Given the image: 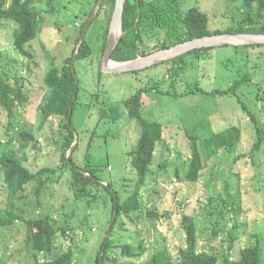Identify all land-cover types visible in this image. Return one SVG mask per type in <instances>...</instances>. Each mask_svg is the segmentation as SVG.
Listing matches in <instances>:
<instances>
[{
	"label": "rangeland",
	"instance_id": "rangeland-1",
	"mask_svg": "<svg viewBox=\"0 0 264 264\" xmlns=\"http://www.w3.org/2000/svg\"><path fill=\"white\" fill-rule=\"evenodd\" d=\"M81 1L86 4L81 9L75 1L72 6L65 9L62 1L61 5L59 4L58 15H45L41 33L31 43L33 60L19 54L14 47L13 33L18 25L0 21V77L9 79L25 76L29 82L26 89L29 103L18 110L14 118L7 119L0 106V158L5 150H20L23 144H28V149L24 151L28 157L27 166L34 172L42 168L57 169L62 166L61 153L57 145L60 120L51 118L46 123L43 122L39 114V106L46 93L43 85L44 77L51 67V59L46 51L49 52L50 57L55 58L60 68L73 54L74 27L81 26L87 16L84 11L89 10L94 2V0ZM181 8L184 13L192 8L207 13L211 17V30L226 29L246 13L241 0H182ZM80 10L81 20L75 21V12ZM104 27L103 21L95 22L88 33V38L92 37L96 50L103 43ZM109 28L110 26L108 30ZM154 45L155 42L151 47ZM234 47H215L211 58L205 60L188 56L184 73L173 80L166 78L168 65L163 64L165 61L146 69L140 75H134L132 72L106 74L101 69L103 74L101 82L98 79L99 62L101 61L100 67H102L103 58L97 56L93 62L75 63L83 86L79 105L72 119L79 142V150L75 155L76 162L79 164L85 162L91 143L90 160L94 165L103 167L98 176L106 182V185L108 182H114L113 185L121 192L123 200L132 189L130 180L136 177L128 153L136 147L141 134L138 121L125 115L127 110L122 106L123 101L131 98L149 83L156 82L162 84L161 90L175 84V92L178 95L183 94L173 98L148 92L143 97L142 116L147 121L159 122L164 126L163 140L157 146L147 184L141 192L146 210L134 214L130 219L123 217L121 220L123 227L118 225L113 236L116 244L120 245L128 243L138 246L139 243H144L147 251L138 260L139 263L144 264L153 253L165 247L168 248L175 263L180 262V251L186 248V232L182 225L184 213L200 217V229L205 231L200 232L199 239L206 252L216 253L219 248L226 247L229 234H218L216 237L213 234L214 226L203 223L211 208L222 205L220 197L227 200L224 191L225 179L230 185L235 184H232L235 188L232 186L229 193L236 196L235 204L241 207L238 222L242 226L237 231L240 236L235 243V250L238 252L255 242L250 230L253 223L261 216L260 210L264 212V192H256L261 186V179H264V156L257 160L255 168L249 157L235 162L236 157L248 153L252 145L250 117L247 111L242 110L241 104L235 97L185 94L197 88L206 92L228 89L240 75L249 73L252 81L244 84L238 94L247 109L263 124L264 73L259 68V62L252 60L258 59L259 54L253 53L252 59L249 60L246 57L248 51L240 49L236 52ZM95 95H100L99 102L96 101ZM112 107L122 113V118L100 123V111L102 109L110 111ZM235 126L243 131L242 142L236 154L230 155L222 150L208 163L205 172L207 178L204 181L200 180L197 185L185 181L186 162L191 157L190 138L206 139ZM8 131L12 135L11 141L8 140ZM22 131L35 134L39 145L34 147V142L23 140L19 136ZM166 160L169 161L168 169L162 171L160 165ZM177 169L182 177L181 180L177 178ZM215 175L217 192L213 193L207 188L206 181ZM2 176L0 168V207H4L6 203ZM53 179L60 181L49 184L41 198H37L34 186H29L23 194L24 199L21 202L16 201L15 211L22 213L28 220L50 215L58 227H66L70 230L69 238L66 239L67 244L64 245L63 240L58 241L56 244L58 249L61 248V244L64 247L72 245L75 252L73 264H96L97 252L111 224L109 223L112 217L110 196L106 194L104 199L90 206L87 200L76 201L69 187L68 173L64 176L59 171ZM210 200H214V203H210ZM155 207L160 213L167 211L173 213L170 220L172 227L168 226L165 219L156 221L148 216V212ZM229 224L228 231L235 222L230 221ZM25 230L26 225L23 223H17L4 230L7 232L6 235L3 232L0 240V259L5 254L9 260L8 264H27L26 254L20 253ZM253 230L264 233L263 223L254 226ZM111 258H115L117 263L108 264H128L131 261L122 254L120 248L111 252ZM41 259L53 258L51 255L41 254Z\"/></svg>",
	"mask_w": 264,
	"mask_h": 264
},
{
	"label": "trees",
	"instance_id": "trees-1",
	"mask_svg": "<svg viewBox=\"0 0 264 264\" xmlns=\"http://www.w3.org/2000/svg\"><path fill=\"white\" fill-rule=\"evenodd\" d=\"M63 1V8L67 9L72 6L73 1L82 6L86 4L81 0H0V21L12 22L18 25L14 30V47L22 56L33 60L34 53L31 51V43L37 39L41 33L45 15H58L59 4ZM99 0H94L89 10H85L87 15L79 28L74 27L75 43L73 54L64 61L60 68L57 66L54 57L47 56L51 59V67L47 71L43 85L46 93L42 103L39 106V114L43 122L51 118L60 120V131L58 151L61 153L62 166L57 169L42 168L36 172L28 166V157L24 152L28 149V144H23L20 150H5L0 158V168L3 176L6 203L0 207V240L4 230L13 227L17 223L26 225L25 238L21 242L20 253H25L27 264H73L75 252L72 245L64 247L67 244L70 230L66 227H58L55 220L50 216L38 217L36 219H26L20 212L14 209L16 201L21 202L24 199L23 194L29 186H34L37 198H41L45 188L56 181L53 178L60 171L64 176L69 174V187L74 193L76 201L82 202L87 200L91 206L94 203L104 199L107 194L112 201L111 208V231L109 236L105 237L96 257V264L117 263L115 258H111V252L116 249H122V254L131 261L128 264H143L138 260L146 253L144 243L138 246L125 243L124 245L116 244L113 240L114 232L118 225L123 227L122 218H132L136 213H142L146 210L142 202L144 186L147 184V177L150 174L151 167L157 146L163 140L164 126L159 122H150L143 118L142 110L144 108L143 97L148 92H155L177 98L183 94L175 92V84L168 89L161 90V83H149L148 86L141 88L131 98L123 101L122 106L127 110L126 114L130 119L138 121L141 127L140 139L136 147L128 153L129 161L135 172L136 177L130 180L132 189L128 191V196L123 200L121 192L114 187V182H103L98 173L103 169L100 165H94L91 162L92 155L89 144L88 152L85 156L84 163L76 162V152L79 150L78 136L73 128V117L83 86L77 70V62L92 61L94 58H103L108 38V27L111 24L117 0H103L99 14L90 24L81 45L79 56L75 64V73L71 68L72 60L77 52L80 39L83 36L85 25L98 5ZM182 0H126L123 19H122V36L117 45L112 60L115 62H127L135 60L140 56H148L160 50L169 49L176 45L201 39L204 37L223 35V34H257L264 35V0H241V5L245 9V15L234 25L226 29L211 30V17L198 8H192L184 13L181 8ZM81 10L75 12V21L81 20ZM103 21L104 38L102 45L96 50L92 37L88 38V33L95 22ZM106 22V23H105ZM155 45L151 47V44ZM228 46V45H227ZM215 47L202 48L190 51L181 56L165 61L163 64L168 65L167 79L180 77L187 67L186 58L188 56L197 59H209L212 56V50ZM236 52L245 49L247 59H252L253 53L259 54L258 59H252L259 62V68L264 73V44L238 45L234 47ZM94 64V63H93ZM99 62V82L102 81V67ZM154 67V66H153ZM150 67V68H153ZM148 69V68H146ZM144 70L132 72L134 75H140ZM251 74L240 75L234 80L228 89L212 91H203L197 88L195 91L185 92V94H201L213 97H235L241 108L247 111L252 124V145L248 153H242L236 157L235 162L242 158L249 157L255 168L257 160L264 156V123L262 124L258 117L249 111L242 102L239 89L244 84L252 81ZM78 80V81H77ZM28 81L25 76H15L9 79L0 77V106L7 119L15 117L16 112L24 108L29 103L27 88ZM184 94V95H185ZM76 95V99H74ZM96 101L99 102L100 95H95ZM70 120L68 122L69 113ZM122 113L118 112L115 107L110 111L102 109L100 111V123L106 120H119ZM10 124H8L9 126ZM9 129V128H8ZM11 134L8 131V140L11 141ZM23 140L32 143L34 147L39 145L37 136L26 131L19 133ZM243 131L240 127H231L228 130L214 134L209 138L191 137V157L186 162L185 178L191 185H197L200 180L207 178L206 168L208 163L215 159L219 153L224 150L232 155L236 154L242 142ZM77 137V139H76ZM74 146L73 152L70 153L71 147ZM169 161L166 160L160 165L162 171H166ZM178 180L182 177L179 170H176ZM62 177V175H61ZM217 176H212L206 181L207 188L215 193L217 192L215 183ZM225 189L227 200L220 197L222 205L211 208L206 221L203 223L214 226L213 234H229L224 248H219L216 253L206 252L200 244V217L198 215L183 214L182 225L186 232V248L180 251V262L175 263L173 256L168 248L159 249L153 253L144 264H264V233L254 231L253 227L263 223L264 212L260 210L261 216L255 221L250 230V234L255 238L254 244L241 248L236 252L235 243L239 240L238 229L242 226L238 222L241 213L240 205L236 206V196L230 195V185L225 179ZM261 186L256 192H264V179L260 181ZM127 187V186H126ZM235 188V186H234ZM211 201V200H210ZM210 203H214L212 200ZM116 213V215H115ZM171 212L160 213L158 208H153L148 212V216L156 221L165 219L168 226L172 227ZM235 224L228 231L229 222ZM8 231V230H7ZM4 235H6V232ZM264 231V230H263ZM107 234V232H106ZM63 240L61 248L56 246L57 242ZM61 250L59 253L55 251ZM4 254V253H3ZM41 254L52 256L53 259L43 260ZM55 256V257H54ZM45 257V256H44ZM101 259H103L101 261ZM9 260L4 254L0 259V264H8Z\"/></svg>",
	"mask_w": 264,
	"mask_h": 264
},
{
	"label": "water",
	"instance_id": "water-1",
	"mask_svg": "<svg viewBox=\"0 0 264 264\" xmlns=\"http://www.w3.org/2000/svg\"><path fill=\"white\" fill-rule=\"evenodd\" d=\"M103 0L98 1V5L92 15L89 17L85 28L82 38L80 39L77 52L75 53V56L71 63V68L73 72L75 73V63L79 56V51L81 48V45L84 42L85 34L90 26V24L95 20L97 15L99 14V11L101 9ZM126 0H117L116 1V7L114 10V14L112 17V21L110 24L109 32H108V38L106 43V49L103 55V63H102V70L106 74H122L127 72H134L138 70H144L146 68H150L153 66H156L157 64L162 63L163 61L170 60L173 58H176L178 56H181L185 53H188L190 51L196 50V49H202V48H210V47H219V46H237V45H249V44H264V35H257V34H223V35H216V36H210V37H204L201 39H196L193 41H189L186 43H182L179 45H176L174 47H171L169 49L160 50L158 52H155L153 54H150L148 56H140L135 60L127 61V62H115L112 60V55L117 47V45L120 42L121 36L123 34L122 32V19H123V13L125 8ZM116 63L118 66L115 68L110 67V63ZM78 81V80H77ZM76 99V95L74 97ZM71 110L68 117V122L70 120ZM77 139V137H76ZM74 144L70 152H73ZM116 215V213H115ZM113 223V222H112ZM112 223L110 224V227L108 228V234L107 238L109 236V233L111 231ZM103 259H101L102 261Z\"/></svg>",
	"mask_w": 264,
	"mask_h": 264
},
{
	"label": "bare ground",
	"instance_id": "bare-ground-1",
	"mask_svg": "<svg viewBox=\"0 0 264 264\" xmlns=\"http://www.w3.org/2000/svg\"><path fill=\"white\" fill-rule=\"evenodd\" d=\"M118 64H116V63H110V67H112V68H115L116 66H117Z\"/></svg>",
	"mask_w": 264,
	"mask_h": 264
},
{
	"label": "crops",
	"instance_id": "crops-1",
	"mask_svg": "<svg viewBox=\"0 0 264 264\" xmlns=\"http://www.w3.org/2000/svg\"><path fill=\"white\" fill-rule=\"evenodd\" d=\"M139 127H140V124H139ZM141 128V127H140Z\"/></svg>",
	"mask_w": 264,
	"mask_h": 264
}]
</instances>
